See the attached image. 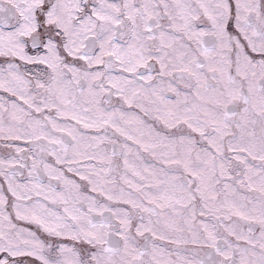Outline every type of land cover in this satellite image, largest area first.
<instances>
[{"label": "snow or ice", "instance_id": "obj_1", "mask_svg": "<svg viewBox=\"0 0 264 264\" xmlns=\"http://www.w3.org/2000/svg\"><path fill=\"white\" fill-rule=\"evenodd\" d=\"M0 264H264V0H0Z\"/></svg>", "mask_w": 264, "mask_h": 264}]
</instances>
